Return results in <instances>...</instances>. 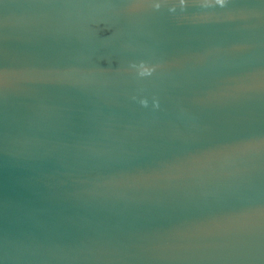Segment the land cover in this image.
Returning <instances> with one entry per match:
<instances>
[{
	"label": "water",
	"instance_id": "1",
	"mask_svg": "<svg viewBox=\"0 0 264 264\" xmlns=\"http://www.w3.org/2000/svg\"><path fill=\"white\" fill-rule=\"evenodd\" d=\"M0 264H264V0H0Z\"/></svg>",
	"mask_w": 264,
	"mask_h": 264
}]
</instances>
